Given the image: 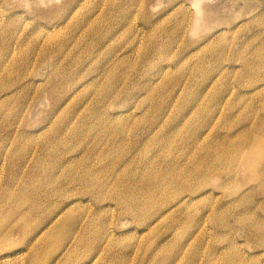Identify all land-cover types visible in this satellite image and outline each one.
I'll use <instances>...</instances> for the list:
<instances>
[{
	"label": "rangeland",
	"instance_id": "374dc122",
	"mask_svg": "<svg viewBox=\"0 0 264 264\" xmlns=\"http://www.w3.org/2000/svg\"><path fill=\"white\" fill-rule=\"evenodd\" d=\"M0 264H264V0H0Z\"/></svg>",
	"mask_w": 264,
	"mask_h": 264
},
{
	"label": "bare ground",
	"instance_id": "6f19581e",
	"mask_svg": "<svg viewBox=\"0 0 264 264\" xmlns=\"http://www.w3.org/2000/svg\"><path fill=\"white\" fill-rule=\"evenodd\" d=\"M199 2H202L203 0H198ZM202 9V8H201ZM201 11V10H200ZM101 135V134H100Z\"/></svg>",
	"mask_w": 264,
	"mask_h": 264
}]
</instances>
